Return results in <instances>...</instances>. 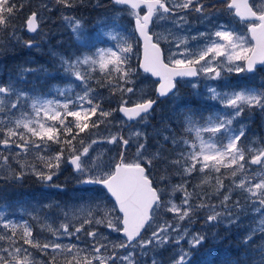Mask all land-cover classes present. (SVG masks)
<instances>
[{
  "label": "snow or ice",
  "instance_id": "6c2138e0",
  "mask_svg": "<svg viewBox=\"0 0 264 264\" xmlns=\"http://www.w3.org/2000/svg\"><path fill=\"white\" fill-rule=\"evenodd\" d=\"M57 3L71 6V0H57ZM113 3L126 6L134 18L136 44L132 42L131 35L117 34L112 38L118 39L119 43L112 47L95 48L93 51L92 46L87 53L81 52L75 57L61 56L59 60L64 72L79 82L69 85V90L79 87V93L67 95L65 89H57V96L63 99H47L42 95H30L35 89L25 91L12 82L0 84V113H4L0 119V148L9 149L14 145L18 150L17 156L38 153L36 159L43 165L41 168L37 164H22L16 178L22 177L23 169L28 168L49 186L61 187L50 182L62 162L67 161L77 176V183L94 186L84 190L97 194L89 198L86 207L72 213L78 226L71 222L61 223L58 228L46 225L55 236L49 242L36 240L27 223L17 225L6 219L0 221V228L8 230L0 233V241L7 244V247H0V264H37L30 248L44 253L51 249L52 253H59L65 258L64 264H116L117 259L122 264H139L135 250L139 248L146 254V250L153 246L162 247L171 242L170 233L179 237L176 243L190 237L188 243L194 249L207 237L198 232L190 233L187 228H182L181 222L191 223L196 210L204 209L208 213L204 218L205 224L215 226L224 220L229 224L237 223L238 213L243 212L244 207L240 200L229 204L234 189L244 193L245 203L251 202L252 210L260 214V232L264 234V171H251L253 165L264 169V145L258 148L246 146L243 139L246 129L243 125L234 127L246 112L257 107L264 111V88L226 84L225 90L220 91L217 87H208L210 98L219 103L220 110L206 117L201 115L199 119L195 118V114L186 115L184 133L187 138L184 134L179 141L169 136L163 138L166 143L182 144L186 148L166 163L178 169L183 176L191 177L197 172L204 174L206 178L201 184L214 186L213 196H222L219 205L211 203L212 197L206 192L196 193L195 189L189 192L187 180L172 188V194L183 193L180 203L174 199H162L169 193L157 186L151 172L155 162L162 157L160 152L153 154L147 151V136L140 130L132 132L128 138L117 131L105 137L95 133L97 138L89 139L87 143L81 139V134H91L102 124L111 125L115 113L121 114L128 122L146 121L158 98L176 94L178 78L203 77L218 81L226 79V73H254L257 65L264 66V0L261 3L257 0H224L225 9L245 25L244 33L221 22L213 25L215 31L200 32L195 36L169 34L165 37L169 44L167 50L162 47L161 36L151 30L154 19L177 14L176 27L179 30L187 25L184 16L179 13L195 11L208 16L207 3L203 0H176L174 5H170L168 0H113ZM22 7L18 9L13 0H0V36L13 27L11 22ZM38 15L33 11L25 20L24 26L30 32L39 28ZM64 19L75 38L87 47L82 22L70 17ZM190 41L198 43L194 46ZM26 45L32 47L33 43L27 41ZM136 51L140 54L134 68L131 60ZM97 70L106 78V84L100 86L110 88L111 95H120L117 108L104 110L101 107L102 98L90 85ZM24 71L30 73L35 70ZM141 71L156 78L157 99L146 97L142 90L137 95L136 84ZM192 87L196 88L198 84ZM132 96L137 98L133 100ZM29 100L30 110H21L29 108ZM13 110H19V116ZM165 130H168L167 126ZM133 140L136 141V153L134 158L129 159L127 150ZM101 144H118L122 150L109 156L104 151L97 152L95 146ZM52 145L57 146L58 151H51ZM10 159V156L0 153L4 164H8ZM208 173L215 175L208 178ZM166 179V176L160 177L161 182ZM225 179L231 181L228 186ZM194 200L200 202L194 203ZM54 206L58 208L59 204ZM218 207L223 211H217ZM161 213L173 214V220L158 222L162 219ZM63 217L67 220L69 213L64 212ZM88 227L92 230L88 231ZM100 227L124 237L123 242L111 246L112 251L108 255L105 253L109 245L102 242L106 238L99 231ZM150 228L153 230L145 238L144 234ZM80 233H85L92 240L86 248L58 242L61 236H76L79 239ZM254 235L255 230H252L245 243H250ZM116 248L131 251L117 257ZM258 251L259 260L253 258L252 264H264V245ZM188 256L189 252H182L173 264H186ZM56 260L57 257L53 256L48 264H56ZM152 264L158 262L154 259Z\"/></svg>",
  "mask_w": 264,
  "mask_h": 264
},
{
  "label": "rangeland",
  "instance_id": "374dc122",
  "mask_svg": "<svg viewBox=\"0 0 264 264\" xmlns=\"http://www.w3.org/2000/svg\"><path fill=\"white\" fill-rule=\"evenodd\" d=\"M23 5L21 9V18L15 20L12 23V28L7 30L0 36V56L5 52H10L17 44L21 43L23 52L28 51L25 54L27 61L22 63L23 65L34 67L35 71L30 76H26L23 73L22 81L16 77V71L11 68L10 71L0 70V84H7L9 82L15 83L19 89L28 91L29 89H35L30 95H42L47 99H63V97L57 96V89H65L67 95H74L79 93L81 89L79 87L69 90V85L78 84L73 77L68 76L61 67L59 58L75 57L81 52L87 53L88 48H108L114 44L119 43L118 39H113V36L117 34L119 36H132V42L136 44L137 37L134 33L133 17L130 15L126 6L113 3V0H71V6L66 7L63 4L57 3V0H15ZM176 3L172 0V5ZM37 12L39 20L38 30L28 35L25 32V20L31 12ZM218 14L215 13L214 16ZM23 15V17H22ZM186 19V15H183ZM65 17L78 19L82 22L84 32L86 36V45L75 38V35L70 30L69 25L65 21ZM231 17V16H230ZM202 21H206L207 16H200ZM178 16L171 19L170 22L165 17L163 19L156 18L151 30L161 36V43L165 50L169 48V44L165 37H169L170 30L176 26ZM221 23V22H218ZM188 29L182 32H177V36H195L202 32L200 30L191 31L190 25H187ZM14 29V35H13ZM244 33V32H241ZM27 41H32L33 46L28 47ZM194 46L198 43L196 41H190ZM199 43H203L200 41ZM139 51H136L132 57V67H136L138 63ZM22 56V54H21ZM22 58V57H21ZM2 58L0 57V60ZM9 67H19L18 63H14L9 59L7 64ZM2 69L4 68L1 64ZM44 69V71H40ZM19 74L21 71L17 70ZM4 74V76H3ZM234 79H232V76ZM226 79L218 81H209L203 77H198L191 80H183L178 83V91L175 95L169 96L162 100L159 105L151 112L146 121H135L127 128L124 127L125 120L115 113L112 118L111 125L102 124L98 129L94 130L91 134H81V139H84L87 143L89 139H95L96 134L99 133L101 137L109 136L117 131H123L125 138H128L130 134L136 130L146 133L147 151L149 153L160 152L161 159L155 162L154 167L151 169L152 178L157 181V186L165 188L169 195L162 197L164 200L174 199L176 203H180L183 193L176 192L172 194V188L175 185H179L187 180V188L189 192L195 189L196 193H208L212 197L211 203L219 205L222 196L217 198L213 196L214 186L203 185L201 181L205 179V175L201 173H194L191 177L183 176L179 174L178 169L171 167L166 161L175 159L186 148L182 144H173L171 142H165L164 137H174L177 141L181 139L186 124L184 118L186 115L195 114V118L199 119L201 115L208 116L210 113L220 110V105L217 101L212 100L207 91L208 87H217L218 90H225V85L230 84L232 86L239 85L241 88L247 86L256 89L264 88V66L261 70L252 75L250 73H226ZM101 84H106V78L102 76L97 70L93 73V78L90 85L96 90L98 97L102 98L101 107L104 110H110L117 108L120 101V95H111V89L107 86L101 87ZM193 84H198V87L193 88ZM242 85V86H241ZM137 95L142 90L146 97H151L155 92V83L147 74L140 72V76L136 84ZM231 90V89H229ZM186 92H190L192 96L196 98L197 105L188 103L189 98L185 95ZM137 96H132L135 100ZM31 100L28 101L29 108H22L21 110H30ZM16 116H19V110H13ZM12 115V113H9ZM4 116V113H0V119ZM95 119V118H93ZM243 125L246 129V136L244 143L250 148H258L264 145V111L259 107L253 109L251 112H246L245 115L240 118L239 123L234 127L239 128ZM167 126L168 130H165ZM159 133V134H158ZM144 142V141H141ZM97 152L104 151L107 155L112 156L121 151L120 145L116 144H101L95 146ZM163 149V151H160ZM17 149L13 145L9 149H1L0 153L10 156L8 164H4L0 160V221L6 219L17 225L28 224L33 230V236L41 243L49 242L55 239L52 232L48 230L46 225H51L53 228H58L61 223L71 222L75 226H78L75 219L72 218V213L81 207H86L89 198L96 196L94 191H85V188L91 189L94 186H84L77 183V176L73 173L72 167L67 161L62 162L60 170L53 177V181L50 184L60 185L61 187L49 186V183L41 181L35 174H33L28 168H24V175L26 179H31L32 187L29 189H22L17 191V188L22 184L23 176L16 178V174L19 173L21 165L37 164L39 167H43L42 163L36 159L38 153L30 152L27 155L17 156ZM51 151H58L57 146L52 145ZM136 153V141L133 140L132 144L127 150L128 158H134ZM96 153L94 152L93 155ZM253 173H259L264 171L258 166L253 165L251 167ZM27 172V173H26ZM208 178L214 177V173H208ZM230 175V174H229ZM161 176H166L167 179L164 182L160 181ZM15 182V184H13ZM225 185L230 184V179H225ZM9 186L8 190L5 189ZM7 192L10 193V197ZM102 195V194H101ZM83 199H80V198ZM98 200V197H97ZM240 200L241 205L244 207L243 212H239V220L235 224H229L224 220L217 223L215 226L205 224L204 218L208 214L207 210L197 209L195 215L192 217V222H181L182 228H187L190 233H202L207 238L203 243L208 245L218 239L217 233H225L234 231L235 235L242 236L245 239L252 230H255L254 238L251 240V248L256 250V260H259V248L264 245V234L260 232V214L252 210L251 202L245 203V195L239 189H234L231 197L232 201ZM199 200H194V203H199ZM208 202V201H206ZM59 204V207L54 205ZM217 211H223L221 208H217ZM236 213V210H233ZM68 212L69 217L64 219L63 213ZM79 213L77 212V216ZM163 220H173V214L161 213ZM95 227V226H93ZM155 225H153V228ZM150 228L145 233V238L150 235L153 230ZM88 231L92 228L88 227ZM7 229L0 228V233L7 232ZM20 230L18 229V232ZM102 236L106 238L102 242L109 245L106 255L112 251L113 244H119L124 241V238L120 233L99 228ZM172 240L170 243L163 245L162 247L153 246L146 250V254H143L139 248L136 251V259L139 264H152L155 259L158 264H173V261L178 258L182 252L190 253V245L188 240L190 237L180 240L176 243L179 237L175 233H170ZM64 245L76 244L80 248H86L92 243L90 237H87L85 233L79 234V239L76 236H61L58 241ZM202 243V244H203ZM0 247H7V244L0 241ZM32 258L37 264H48L52 260L53 256L57 257L56 264H64V257L59 253H52L51 249L47 253L40 252L38 249L30 248ZM131 249L116 248L115 252L117 257L127 255ZM84 255V253H81ZM189 256L186 258V264ZM116 264H122L120 259L116 260Z\"/></svg>",
  "mask_w": 264,
  "mask_h": 264
},
{
  "label": "trees",
  "instance_id": "16d2710c",
  "mask_svg": "<svg viewBox=\"0 0 264 264\" xmlns=\"http://www.w3.org/2000/svg\"><path fill=\"white\" fill-rule=\"evenodd\" d=\"M13 2L16 4L17 8L20 9L21 4L15 0H13ZM21 11L22 10L17 11L16 18H14L11 23H15V20L21 18ZM5 33H7V31ZM16 46L18 47H14L12 51L5 52L0 56L2 58L0 60V70H6L8 72L11 68H14L17 73L16 77L22 81L23 73H25L26 76H30L33 73L25 72L24 70L35 68L22 64L27 61L25 54L28 51L23 52L21 43ZM9 59L15 64L18 63L20 66L9 67L7 65ZM1 64H3L6 69H2ZM17 70L21 71V74H19ZM185 95L189 98L188 103L197 105L196 98L192 96L190 92H186ZM26 175L23 176L22 184L17 188V191L32 187L31 179L28 178L25 180ZM13 184H15V182ZM8 188L9 186H6L4 190H8ZM216 236L218 237L216 241L208 243V245L203 243L197 248L190 249L188 262L190 264H252L253 258L256 259V252L251 248V242L245 243V239H243L242 236L235 235L233 230L225 233L219 232Z\"/></svg>",
  "mask_w": 264,
  "mask_h": 264
},
{
  "label": "flooded vegetation",
  "instance_id": "af4514ba",
  "mask_svg": "<svg viewBox=\"0 0 264 264\" xmlns=\"http://www.w3.org/2000/svg\"><path fill=\"white\" fill-rule=\"evenodd\" d=\"M168 2L170 5H172V0H168ZM203 2L207 3L209 5V7L206 9V12L209 13L206 21H202L200 16H203V15L200 13H196L195 11H187V12L179 13V15H186L185 17L187 19V25H190L189 29L191 31L200 30V31L206 32V33L209 31H215V28L213 27V25L217 24L218 22L229 24L232 28L236 29L238 32H245L246 31L245 25L242 22H240L238 19L233 17V15L225 9L224 0H203ZM261 2H262V0H257V3H261ZM217 12H218V14L216 16H214V14ZM177 16H178L177 14L166 15L165 18L168 19V21L170 22L171 19H174ZM154 22H155V19H154ZM153 24H152V26H153ZM187 25L182 27L179 30H177V27L174 26L170 30L169 34L177 35V32H182L185 29H188ZM162 45L166 46L167 43H165V45L164 44H162ZM261 67L257 68V70L254 73H250V74L255 75L256 72L261 70ZM231 76H232V79H234V76L233 75H231Z\"/></svg>",
  "mask_w": 264,
  "mask_h": 264
},
{
  "label": "water",
  "instance_id": "95a60500",
  "mask_svg": "<svg viewBox=\"0 0 264 264\" xmlns=\"http://www.w3.org/2000/svg\"><path fill=\"white\" fill-rule=\"evenodd\" d=\"M30 15V14H29ZM151 26V25H150ZM38 30V29H37ZM25 31L27 32V34H29V35H32V34H34L35 32H30L26 27H25ZM141 44H142V42H141ZM257 66H259V65H257ZM153 80H156V78L155 77H151ZM186 79V78H185ZM178 80H179V78H178ZM156 96V95H155ZM163 98H165V97H162V98H158L157 99V97L156 98H154V99H157V103L160 101V100H162ZM156 103V104H157ZM156 105H154V107H155ZM121 115V114H120ZM122 116V115H121ZM125 119V118H124ZM133 122V121H132ZM132 122H128L127 121V124H126V126H128V125H130ZM122 235V234H121ZM123 236V235H122Z\"/></svg>",
  "mask_w": 264,
  "mask_h": 264
}]
</instances>
